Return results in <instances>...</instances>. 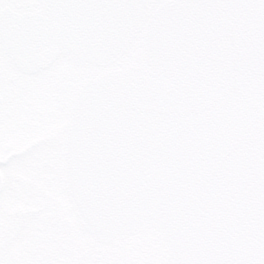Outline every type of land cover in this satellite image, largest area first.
Wrapping results in <instances>:
<instances>
[{"label": "water", "instance_id": "95a60500", "mask_svg": "<svg viewBox=\"0 0 264 264\" xmlns=\"http://www.w3.org/2000/svg\"><path fill=\"white\" fill-rule=\"evenodd\" d=\"M44 0L0 9V47L33 74L55 47L107 66L144 25L148 68L86 81L65 174L88 231H150L175 264H264V0Z\"/></svg>", "mask_w": 264, "mask_h": 264}, {"label": "rangeland", "instance_id": "374dc122", "mask_svg": "<svg viewBox=\"0 0 264 264\" xmlns=\"http://www.w3.org/2000/svg\"><path fill=\"white\" fill-rule=\"evenodd\" d=\"M26 1L43 8L44 0H0V9L9 4L22 11L19 4ZM164 1L156 0L152 11ZM145 28L128 51L107 66L77 64L60 54L38 73L18 77L0 49L7 77L23 80L20 85L0 80V264H134L127 258L134 251L126 245L139 234L106 242L79 219L67 191L65 143L71 107L86 81L131 65L147 67ZM27 99L41 109L34 133L33 126L20 124L28 116ZM38 138L39 146L32 148ZM143 257L135 255L136 264Z\"/></svg>", "mask_w": 264, "mask_h": 264}, {"label": "flooded vegetation", "instance_id": "af4514ba", "mask_svg": "<svg viewBox=\"0 0 264 264\" xmlns=\"http://www.w3.org/2000/svg\"><path fill=\"white\" fill-rule=\"evenodd\" d=\"M19 5L22 8L21 9L22 11H34V12H38V13L44 12L43 8L34 7L33 1L22 2ZM18 11H20V10H18ZM60 54L63 55L60 51H58L57 49L52 48V47L45 48V50H44V55L47 57V60H48L47 64H49L53 60H55L56 57L59 56ZM11 68L14 71H16L18 77H28V76L34 75V74H27V73L21 72L20 70H18L13 65H11ZM1 79H6L7 81L11 82L12 84H19L20 85L23 83V80L17 81L16 80L17 78L15 79L12 76L7 77V75L5 74L4 68L0 66V80ZM0 102H3V100L0 99ZM24 110H26L25 112L27 113L28 116L26 118H23L20 121V124L24 127H27V128L30 126H33L32 132L34 133L35 132V130H34L35 126L37 123H39L38 119H39L41 109L37 105L32 106V101L27 99V106L24 108ZM7 115L10 116L11 113L9 112ZM25 134L26 133L24 132L23 136ZM25 136L27 139L30 137L29 135H25ZM39 139L40 138H38L37 140H33L31 142L32 144L30 146H32V148L39 146V143H40ZM51 150H52V147L49 146L47 151L52 152ZM139 235H140L139 238L133 240L128 245H126L127 247H130V249H133V251H134V254H132V255L127 253L128 254L127 258L128 259L132 258V263H134V264L137 263L136 261H134V256L135 255L138 256L139 254H142L144 256L143 259L139 261L140 264H157V259L160 260V262L158 264H171L172 263V262H169V260H168L167 251H166L165 247L156 238V236L153 235V233H151V232L142 233L141 232V233H139Z\"/></svg>", "mask_w": 264, "mask_h": 264}]
</instances>
